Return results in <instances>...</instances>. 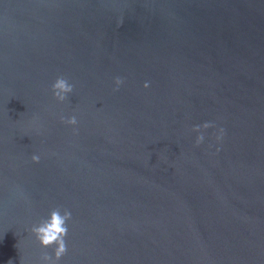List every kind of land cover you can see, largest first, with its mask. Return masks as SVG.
<instances>
[{
  "label": "water",
  "instance_id": "95a60500",
  "mask_svg": "<svg viewBox=\"0 0 264 264\" xmlns=\"http://www.w3.org/2000/svg\"><path fill=\"white\" fill-rule=\"evenodd\" d=\"M57 207L58 264H264V0H0V264Z\"/></svg>",
  "mask_w": 264,
  "mask_h": 264
},
{
  "label": "clouds",
  "instance_id": "9594fccd",
  "mask_svg": "<svg viewBox=\"0 0 264 264\" xmlns=\"http://www.w3.org/2000/svg\"><path fill=\"white\" fill-rule=\"evenodd\" d=\"M116 89L123 84V79L121 77L115 78ZM145 88L149 87L148 82L143 85ZM73 91V85L68 82L64 77H57L55 82L52 84V94L54 99L58 102H63L66 100L69 93ZM61 121L68 125L75 126L77 124V119L75 116H71L65 119L61 116ZM211 125L205 123L202 127L207 129ZM201 126H196L193 131L199 132ZM224 130L220 129V136L217 139H221ZM204 140L203 134L198 135L196 138V144L199 145ZM34 163H38L40 157L38 155H33L31 157ZM72 218V214L69 210L57 207L54 208L48 218L42 219L38 224L33 225L30 229L31 233L34 235L36 241L39 243L42 249H47L54 247L53 253H48L47 251L41 254L39 264H58L60 258L67 252V246L65 243V237L68 234L67 222Z\"/></svg>",
  "mask_w": 264,
  "mask_h": 264
}]
</instances>
